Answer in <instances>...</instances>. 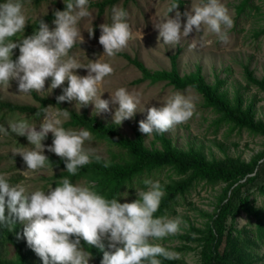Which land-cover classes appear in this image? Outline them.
Listing matches in <instances>:
<instances>
[{
    "label": "clouds",
    "instance_id": "9594fccd",
    "mask_svg": "<svg viewBox=\"0 0 264 264\" xmlns=\"http://www.w3.org/2000/svg\"><path fill=\"white\" fill-rule=\"evenodd\" d=\"M88 4L89 0H67L63 11L54 10L52 13L53 29L50 30L40 19L38 29L32 35H23L13 41L10 38L24 33L27 24L23 4L21 0L0 3V87L8 89L10 81L16 80L19 93H39L44 92L45 81L51 78L48 89L51 92L67 81L63 94L56 97L57 104L76 101L80 109L91 103L95 115L109 112L110 104L118 105L112 120L119 126L138 111L140 93L120 87L110 100L101 99L99 86L114 72L113 67L98 59L83 64L69 54L77 43L85 42L78 27L80 20L91 18L92 22L94 19ZM178 6L173 0L162 19L153 25L158 31L157 40L162 38L163 45L174 47L193 31L201 33L205 26L208 32L227 43L226 29H231L234 21L221 0H206V3L184 12L183 30L181 12L175 11V17H169ZM111 12L112 23L99 25L98 42L103 47V55L108 57L126 49L133 39L127 22L128 13L122 7H113ZM87 32L92 38L93 27ZM192 41V48L205 43L198 35ZM17 48L20 54L14 61L13 49ZM77 69H86L87 75L76 74ZM49 107L43 109L38 131L36 125L20 120L10 122L7 128L0 126V133L24 136L33 146L30 150L13 152V155L18 153L22 157L27 170L36 171L51 164L43 154L47 147V151L64 160L69 174L76 175L78 169L91 162V150H85L84 144L92 141L93 136L88 130H66L59 117L68 119L70 112L59 108L57 112L49 113ZM146 111V119L139 121V131L144 135L162 134L192 118L195 105L191 98L177 92L159 107L150 106ZM35 116L40 117L41 113L37 112ZM49 133L53 136L52 144L45 146L42 141ZM143 184L148 190L139 191V199L119 203L116 198L106 199L87 186L74 185L67 178L46 194L42 190L29 193L24 186L11 185L0 175V225L12 231L17 221L24 224L22 237L42 264H89L92 253L84 249L81 240L103 251L100 264H162L160 257L179 259V253L152 241L177 234L182 221L179 217H155L165 193L158 180L144 179ZM121 195L127 197V192ZM16 238L20 239L21 234L17 233ZM105 240L110 251H104Z\"/></svg>",
    "mask_w": 264,
    "mask_h": 264
},
{
    "label": "rangeland",
    "instance_id": "374dc122",
    "mask_svg": "<svg viewBox=\"0 0 264 264\" xmlns=\"http://www.w3.org/2000/svg\"><path fill=\"white\" fill-rule=\"evenodd\" d=\"M61 1L63 0H40L38 2L21 0L27 20L40 16L47 12L55 2ZM239 1L221 0L228 8L234 21V26L231 29H226L228 33L227 43L221 42L215 34L208 32L205 26L201 33L197 34L193 31L188 38H182L181 42L174 47L163 45L162 38L158 41V31L153 26L162 19L173 0H117L111 6L105 7L101 13H98L95 7L88 6L94 19L91 22V18H82L78 24L85 42L81 45L77 43L69 54L83 64L98 59L100 62L109 63L113 67L114 72L105 77L104 82L99 86L98 95L102 93L101 99L110 100V96L114 95L118 88L124 87L129 92L140 93L141 103L135 115L131 119L123 121L119 126L112 120L113 112L118 108V105L110 104L109 112L95 115L94 106L91 103L80 109L76 101H64L62 103L77 112L85 111L102 122H112L123 134L131 136L135 128L139 130V121L146 119L148 107H159L160 104L178 92L192 99L195 111L192 118L186 123L179 124L172 130L162 133L171 143L183 148L191 145L199 146L208 157L230 155L248 159L262 148L261 136L252 135L245 130L233 129L228 131L225 125L214 128L210 123L213 113L202 105L201 96L194 88L190 86L174 88L163 80H139L141 73L131 61L133 58L137 59L149 70L167 69L171 65V57L174 56V63L180 74L191 72L199 67L200 73L208 82H212L215 76L223 78L222 87L226 89L229 96H232L237 90L245 100L253 99L255 117L264 118V94L255 85L248 84L243 76V66L246 64L254 76L264 78V0H249L241 12H238ZM4 2L5 0H0V3ZM175 2L179 4L178 9L169 13V17L174 18L175 11L181 12V30H183V24L186 22L183 13L191 11V8L196 5L206 3V0H175ZM113 7H122L128 13L127 22L132 29L133 39L129 41L126 49L114 57H108L103 55V47L98 42L101 34L99 25L112 23L111 10ZM46 24L50 30L55 27L53 19ZM91 26L94 35L89 38L87 30ZM197 35L205 43L203 46L197 45L196 48H192V38ZM14 51L15 49H13V54ZM19 54L18 51L14 56V61ZM76 74L87 75V70L77 69ZM10 84L11 87L8 89L0 87V99L15 103H36L31 93H19L16 80L10 81ZM50 84L51 78H48L45 81L44 92H34L41 96L53 97L62 95L63 89L67 87V81H65L63 85L49 92ZM48 106H51L48 108L49 113H55L59 110L55 104H47L46 107ZM143 108H145L144 111H139ZM43 115L44 113L40 117H35L23 112L0 110V126L7 128L10 122L27 120L29 124L36 125L38 131V125L42 122ZM59 118L62 123L66 120L63 117ZM64 128L74 131L86 130L68 124ZM52 140L45 139L42 143L45 146H50ZM144 140L146 144H159L153 134L144 135ZM32 147L24 136H17L15 133L9 135L0 133V175H3L11 185L24 186L29 193L42 190L47 194V191L53 188L51 183L53 169L45 167L36 171L27 170L25 163L16 162L10 156L14 150H30ZM108 147L109 145L104 139L94 136L92 141H85L84 144L85 150H91V155L103 157L107 156ZM47 152L49 151L46 147L43 154ZM74 185L87 186V183L80 179ZM221 186V183L209 186L200 182L186 193L184 198L179 199L175 212L168 217L181 219L180 232L185 230L190 223L195 225L203 223L207 216L205 213L210 212L218 201ZM141 190L147 191L148 189L147 187L138 189L133 195L122 198L119 203H130L136 198L139 199L138 193ZM253 195L256 202H261V195L257 192H254ZM19 223L23 229L24 224ZM236 225L238 227L243 225L246 229L248 228L249 225L244 213L237 216ZM154 242L170 251L179 253L180 257L188 263L198 262V248H183L181 241L175 235H169L162 240H154ZM186 243L192 246L194 244L192 242ZM1 250L3 254L9 256L13 248L10 243L3 239L1 240ZM257 250L259 253L264 252V240L259 243ZM34 256L38 257L36 254ZM40 262L42 263L41 260ZM89 264H96V262L91 258Z\"/></svg>",
    "mask_w": 264,
    "mask_h": 264
},
{
    "label": "trees",
    "instance_id": "16d2710c",
    "mask_svg": "<svg viewBox=\"0 0 264 264\" xmlns=\"http://www.w3.org/2000/svg\"><path fill=\"white\" fill-rule=\"evenodd\" d=\"M116 1L89 0L88 6L95 7L101 13L105 7ZM66 2L67 0L55 2L47 12L27 20L24 33H18L10 39L16 41L23 35H32L38 29L40 19L45 23L54 19L53 11H63ZM248 2L249 0H240L238 12ZM18 51V48L15 49L12 59ZM131 61L141 73L139 80H163L174 88H194L201 96L202 105L213 113L210 123L214 128L225 125L228 131L245 130L252 135H259L262 148L248 159L230 155L208 157L199 146L179 147L163 134L155 132L153 136L159 144H146L144 134L136 128L131 136L125 135L112 122H102L95 116L85 111L77 112L62 102L57 104L56 97L59 95L41 96L34 91L31 96L36 101L35 104L0 99V110L23 112L33 116L40 112L42 116L47 104H55L70 112V117L62 123V127L67 124L82 127L90 131L92 136L102 138L108 143L107 156L91 155V162L78 169L76 175L66 171L63 159L52 152L45 153L51 163L47 167L53 169V188L59 186L64 178L69 179L72 184L83 179L97 194L109 200L116 198L120 202L124 198L122 193L127 192L128 197L136 190L146 188L144 179L158 180L165 193L159 210L154 214L155 217H160L172 215L179 199L184 198L198 183L209 186L221 183L218 201L210 212L205 213L207 216L203 223H190L185 230L175 234L183 248H198V262L188 263L181 257L173 260L160 257L162 264H264V252L259 253L257 250L259 243L264 240V118L255 117L253 99L245 100L237 90L229 96L222 87L223 78L215 76L212 82H208L200 73L199 67L180 74L174 63V56L171 57V65L167 69L149 70L139 60L133 58ZM243 76L248 84L255 85L264 94V78L254 76L246 64L243 66ZM46 139H53L52 134H48ZM10 156L16 162L24 163L19 154L12 153ZM254 192L261 195V202H256ZM241 213L247 218V229L243 225H236V218ZM22 232L19 221L12 231L0 225V264H42L39 257H35L34 251L27 246ZM17 233L21 234L20 239L16 238ZM3 239L12 245L13 250L9 256L2 253ZM186 242L194 244L192 246ZM81 244L86 251L92 253L96 264H100L103 251L88 246L83 240ZM104 245V251H108L106 240Z\"/></svg>",
    "mask_w": 264,
    "mask_h": 264
}]
</instances>
